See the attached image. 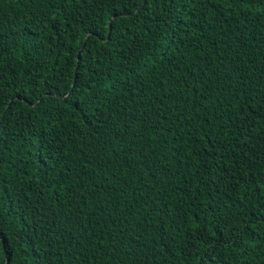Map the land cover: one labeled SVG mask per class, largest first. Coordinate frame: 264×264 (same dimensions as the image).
<instances>
[{
	"label": "trees",
	"instance_id": "16d2710c",
	"mask_svg": "<svg viewBox=\"0 0 264 264\" xmlns=\"http://www.w3.org/2000/svg\"><path fill=\"white\" fill-rule=\"evenodd\" d=\"M0 264H264V0H0Z\"/></svg>",
	"mask_w": 264,
	"mask_h": 264
}]
</instances>
